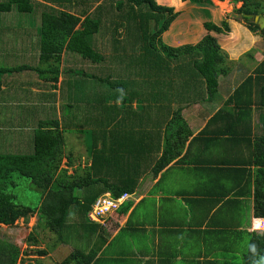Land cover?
Wrapping results in <instances>:
<instances>
[{
    "label": "trees",
    "instance_id": "obj_1",
    "mask_svg": "<svg viewBox=\"0 0 264 264\" xmlns=\"http://www.w3.org/2000/svg\"><path fill=\"white\" fill-rule=\"evenodd\" d=\"M57 1L0 0V224L13 225L19 218L35 214L38 224L59 243L82 237L80 243L72 239L73 249L58 264H97L103 237L98 235L96 241L88 243L87 236L94 226L101 225L90 220L88 226L81 220V212L88 218L93 201L104 191L113 197L133 193L141 173L150 170L157 174L175 159L184 161L192 153L191 145L199 140L208 150L221 145L240 152L236 164L244 175L237 184L245 188L247 184V193H252L254 200V216L264 218V57L209 117L202 131L192 136L181 156L192 134L182 111L209 105L218 94L219 76L230 71L227 53L217 39L208 33L195 44L172 46L164 42L162 33L179 13L169 6L171 0H61L58 8L51 4ZM235 1H242L235 11L249 30L264 35L257 24L242 15L264 14V0ZM186 2L212 4L211 0H179L180 4ZM204 27L218 33L230 29L226 20L220 25L206 21ZM138 40L143 45L133 44ZM78 54L88 61L85 65H93L92 73L67 69L65 61L78 60ZM247 55L252 57L251 52ZM28 72L34 78L27 85L16 84ZM60 75L63 78L57 87ZM115 98L119 104H111ZM132 99L136 108L130 107ZM92 106L97 111L95 119L85 116ZM116 109L124 110L127 126L137 119L142 129L135 131L131 125L124 138L113 134L108 147L99 148L97 140L101 137L105 144L104 126ZM78 111H82L81 116ZM148 123L163 127L150 129ZM87 124L92 129L85 130ZM70 130L89 135L84 150L96 166L86 165L84 174L79 173V166L68 173L75 159L73 152L65 149V133ZM27 142L32 143V149H26ZM246 157L253 162L254 172L246 173ZM63 159L66 167H61ZM230 162L223 159L216 163L226 168ZM97 163L110 169L108 177L89 171ZM15 173L39 190L38 204L17 201L13 193L16 182L12 180ZM117 175L118 179L114 178ZM97 182L102 185L100 193L89 197H84L88 193L77 194L76 190ZM223 191L229 190L224 187ZM126 203L115 211L117 217L127 212ZM72 211L77 215L76 224H70ZM255 228L247 250L240 255L243 264H264V229ZM26 239L37 243L32 233ZM36 252L47 254L43 249ZM21 253L19 245L0 237V264H23Z\"/></svg>",
    "mask_w": 264,
    "mask_h": 264
},
{
    "label": "crops",
    "instance_id": "obj_2",
    "mask_svg": "<svg viewBox=\"0 0 264 264\" xmlns=\"http://www.w3.org/2000/svg\"><path fill=\"white\" fill-rule=\"evenodd\" d=\"M171 1L177 8L180 7V11L168 28L174 26V22H178L176 27L183 32L177 33V37L181 39L180 45L195 44L210 33L217 39L221 48L223 45L230 46L231 54H236V51L244 47L243 52H246L248 45L258 57H264V35L250 31L236 19H222L213 0L209 6L192 2L180 4L179 0ZM223 20L228 22L229 35L208 31L204 27L206 21L220 25ZM226 37H230L227 43L223 40ZM251 40L253 45H250ZM242 54L241 52L233 57L239 59ZM59 77L58 85L62 82L63 76ZM217 97L219 93L209 105L208 103L196 105L194 110L191 109L193 107H188L182 111L192 134L188 137L181 156L190 145L192 136L202 131L209 117L224 102L223 100L220 102ZM132 102L133 108H136V100L132 99L130 105ZM123 111L114 110V117L122 116V118L119 116L121 124L115 128L105 125V133L112 135L115 133L124 138L127 128L131 125L135 131L142 129L137 126V119L127 126L125 124L127 118ZM162 127V124L158 125L157 129ZM104 143V146L108 147L109 142ZM219 143L221 144V141ZM191 146L192 153L184 161L175 159L157 174L150 170L141 173L134 192L130 193L127 200L128 209L124 216L119 218L115 215L116 212H112L106 227L97 226L98 234L101 233L103 237L101 248L96 254L99 261L97 264H243V256L240 255L248 248L250 234L256 231L255 222H261L260 230H263L264 218L256 219L254 216V200L252 193H247V184L246 188L245 185H241L243 188L241 192V186L237 184V180L244 175L240 174L238 169L242 167L236 164L240 152L231 151L221 145H215L213 151L208 150L203 140L195 141ZM27 148L31 149L30 142H27ZM85 155L88 160L87 166L95 167L96 165H92L91 157L86 152ZM223 159L231 161L226 168L222 167L223 164L216 163L218 161L222 163ZM246 159L248 160L246 173L254 172L253 162L250 164V159L248 157ZM73 167L78 168L72 165ZM89 171L96 176L110 175L108 170L101 169L99 163L94 170ZM114 178L118 179V175ZM224 187L228 188L227 193L223 191Z\"/></svg>",
    "mask_w": 264,
    "mask_h": 264
},
{
    "label": "rangeland",
    "instance_id": "obj_3",
    "mask_svg": "<svg viewBox=\"0 0 264 264\" xmlns=\"http://www.w3.org/2000/svg\"><path fill=\"white\" fill-rule=\"evenodd\" d=\"M48 1H50V0H48ZM59 1H61V0H59ZM59 1L56 2L57 4L56 3H51V4H54V6H56L58 8V6H61V3H59ZM213 2L215 3L216 11L220 12L222 19H226V18H228L229 20L236 19L241 24H243L244 27L248 28L247 22L241 18L239 13H237L235 11L238 7L241 6L242 1H235V0H215L214 1L213 0ZM91 3H92L91 7L93 10L94 7L92 5L94 4V2H91ZM170 4H172V5H169V6H173L175 11H177V12L180 11V7L177 8L176 4L174 2H172V3L170 2ZM65 8H66V10L70 11V7L65 6ZM79 8H82V6H79ZM74 9H77L76 6ZM177 25H178V22H174V26H170V28H168L165 32L162 33V39L167 44L180 45L179 43H181L180 42L181 39L179 37H177V33L183 34V32L180 31V28L176 27ZM151 26H152V24L150 25V27ZM150 27H149V29H150ZM122 29L126 32L125 28H122ZM223 34L229 35L228 32L223 33ZM224 35H222V36L224 37ZM248 36H250L252 39V36L250 34H248ZM98 38L100 39V37H98ZM127 40H129L128 37H126V44H129V42ZM229 41H230V37H228L227 41H225V42L227 43ZM133 44L143 45V42L141 40H138V41H135ZM253 44L254 43L251 40L250 45H253ZM229 47L230 46H226V45L225 46L223 45V47H222V49L227 53L226 65L228 67H230V71L226 76H219V78H218L219 97H217V99H219L220 102H222L221 100L225 101L226 99L224 100V98L227 97L229 94H231L232 90L235 87H237L238 84L241 83V81L248 74H250L253 71V69L256 67V65L259 63V61H261L263 59V56L258 57L255 54L253 48L249 49L248 45H247L248 49L246 50V52H243L244 48H245L244 47L243 49L239 48L241 50L236 51L237 52L236 54H233V53L231 54L229 51ZM241 52L243 54L240 56L239 59H238V57L236 59H235V57H233V56L239 55ZM247 52H251L252 57L248 56ZM74 54H77V53H74ZM77 56H79L78 60H76L77 58H75L74 61L69 62V63L67 61H65V66H68L67 69H71L72 71H76L75 73H77V74L78 73L82 74L83 73L82 70L89 71L92 73L93 72V65H91V64L89 66L85 65L84 62H88V61L86 59L82 58L79 54ZM254 57L257 60H255ZM101 63L105 64L104 62H101ZM97 66H100V64H97ZM32 78H34V76L30 72H28L27 76L15 81V82H16V84H20V85H27L28 82ZM21 80H23V81H21ZM59 80H60V77L58 78V81ZM58 81H57L56 85H58ZM34 90H36V89H34ZM55 91H57V90L55 89ZM58 100H60V99H58ZM110 102L112 104H118L119 99L118 98L111 99ZM130 107L131 108L134 107V102H132V105H130ZM71 109H69V110H71ZM95 109H96V107L92 106L91 109H89L85 113V116H87L89 118L92 117L90 119H95V117H96V114H95L96 110ZM78 113L81 116L82 111H78ZM255 113H257V112H255ZM58 115H61V114L58 113ZM154 115H156V113ZM119 116H121V115H116V117H114V118H109L111 120L108 121L106 125L109 128H110V126H112V128L119 126L121 124V119ZM121 118H122V116H121ZM98 119H102V117L98 116ZM116 122L119 125L116 124ZM104 127H106V126H104ZM104 127H101V128H104ZM83 128H84V126H82V130H83ZM97 128H99V127H97ZM147 128L157 130L158 124L157 123H155V124H151V123L149 124L148 123ZM88 129L89 130L92 129V125L87 124L85 130H88ZM112 130H114V129H112ZM107 131H110V130H107ZM7 135L5 137H7ZM88 136H89L88 132L86 133L85 131L79 133L77 130H70L67 133H65V140H66L65 149L73 152V155L75 158V160L73 161V165L76 167L79 166V170H80L79 173L80 174H84V167L87 165L86 161H88L86 158V155H85V150H84L85 149L84 144L86 145V143L88 142V140H86L88 138ZM111 136H112V134H109L106 132L105 142L108 143ZM155 136L156 135H154V137ZM120 138H122V137H120ZM101 140H102L101 137H99V140H97V146H99L100 148H103L104 145H102L103 142H101ZM31 147H32V145H31ZM104 147L107 148V145H105ZM8 148L12 149L11 147H8ZM81 155H83L82 156L83 158L81 157ZM84 157H85V159H84ZM151 158H153L152 154H151ZM65 162H66V160L63 159L61 167H66ZM100 166H101L102 170L108 169L105 164H101ZM71 171H72V167H68V173H70ZM108 171H110V169H108ZM86 172H87V169H86ZM12 180H14L16 182V186L13 188V193H15L17 195V201L18 202L23 203V204H27V205H36L40 202L39 190H37L36 187L33 186L27 178L21 177L15 173L12 177ZM101 186H102L101 183L97 182L95 184H91L90 186L83 188L82 190H76V192H77V194H79V192H82L83 194L88 193L84 197H89L90 195H94L96 192H98V190H99V188H101ZM10 189H12V188H10ZM98 193H100V192H98ZM71 215L73 217H71V223L70 224H73V223H75L74 221H75L77 215H75L74 211H72ZM80 217H81V220L83 222L88 224V226L92 224V222H90V219L87 218L86 215H84L82 212H81ZM93 228L95 229V231L90 232L89 233L90 236H87L88 237V243L96 241L99 237L98 236L99 235L98 234L99 233L98 228L96 229L95 226ZM29 233H32L37 238V243L27 241L26 238H27ZM100 235H101V233H100ZM0 237L6 238L7 240H9V241L20 246L22 253L20 254L19 258L21 257L23 259V264H36L37 262H39L40 264H58L60 262V260H62L73 249V245L75 244V242L72 239H74L77 243L82 242V237L81 238H70V240L67 243H63V244L57 242L56 237L53 233H51L47 229H44L40 224H38L37 216L35 214L30 216L28 219L19 218L18 220L15 221V223L13 225L0 224ZM38 249L46 250L47 254L39 255L36 252V250H38ZM84 249H88V248H84ZM18 262H19V260H18Z\"/></svg>",
    "mask_w": 264,
    "mask_h": 264
},
{
    "label": "built area",
    "instance_id": "obj_4",
    "mask_svg": "<svg viewBox=\"0 0 264 264\" xmlns=\"http://www.w3.org/2000/svg\"><path fill=\"white\" fill-rule=\"evenodd\" d=\"M130 198V194L123 192L118 197H113L110 192L102 193L96 197L87 213L90 220L99 223L102 227L109 224L112 212L119 209L121 204Z\"/></svg>",
    "mask_w": 264,
    "mask_h": 264
},
{
    "label": "water",
    "instance_id": "obj_5",
    "mask_svg": "<svg viewBox=\"0 0 264 264\" xmlns=\"http://www.w3.org/2000/svg\"><path fill=\"white\" fill-rule=\"evenodd\" d=\"M243 17L249 18L264 33V14H256L253 12L243 13Z\"/></svg>",
    "mask_w": 264,
    "mask_h": 264
},
{
    "label": "clouds",
    "instance_id": "obj_6",
    "mask_svg": "<svg viewBox=\"0 0 264 264\" xmlns=\"http://www.w3.org/2000/svg\"><path fill=\"white\" fill-rule=\"evenodd\" d=\"M101 194H102V193H101ZM255 226H256V227H261V222H260V223L256 222Z\"/></svg>",
    "mask_w": 264,
    "mask_h": 264
}]
</instances>
